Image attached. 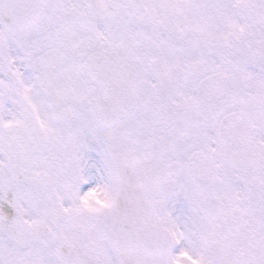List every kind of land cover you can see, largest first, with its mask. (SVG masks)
Listing matches in <instances>:
<instances>
[{"label":"snow or ice","instance_id":"snow-or-ice-1","mask_svg":"<svg viewBox=\"0 0 264 264\" xmlns=\"http://www.w3.org/2000/svg\"><path fill=\"white\" fill-rule=\"evenodd\" d=\"M0 264H264V0H0Z\"/></svg>","mask_w":264,"mask_h":264}]
</instances>
